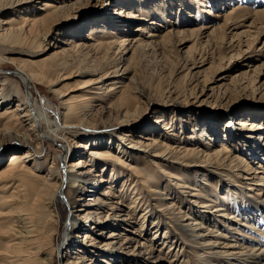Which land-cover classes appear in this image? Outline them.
I'll list each match as a JSON object with an SVG mask.
<instances>
[{
  "label": "rangeland",
  "instance_id": "374dc122",
  "mask_svg": "<svg viewBox=\"0 0 264 264\" xmlns=\"http://www.w3.org/2000/svg\"><path fill=\"white\" fill-rule=\"evenodd\" d=\"M5 1L0 0V2ZM25 1L30 2L9 9L6 14L0 15V20L12 18L18 24L24 16L35 18L43 15L45 12L39 9L49 1L55 2L59 7L63 6L64 9H59L55 18L56 22L44 29L40 48L30 47L23 43L0 45V82L5 77L14 78L18 67H23L26 71H34L49 79V82L53 84L52 87L46 83L37 84L30 86V91L35 102L38 103L37 107L48 113L59 124L63 122L66 111L60 104L61 99H59L58 93L69 94L68 98H70L81 94L83 90H78V88L85 85H91L90 89L91 87L104 88L107 84L118 83L125 85L124 91L117 93L110 102L115 105L127 96L131 100V103L125 106L130 110H123V107L122 111L119 108L121 106L115 105V108L108 109V104H94L93 110L96 111L93 115L90 114L91 116L88 117L82 128L78 129V134L76 136L67 135L66 140L62 143L68 151L66 163L62 160L65 157V152L61 151L65 147L61 148L60 142L47 141L46 151L39 158L43 162L46 155H49L46 167L43 170H37L33 167V162L28 164L34 171L33 177L35 178L32 177V180L37 186H42L48 179V169L51 165L53 167L59 165L64 173L70 165L81 162L83 164L78 165L75 169L78 170V173H86L92 167L94 169L90 179L88 178L89 181L83 184L87 191L85 194L82 193L81 188L72 189V192L74 190L81 192L77 197L78 203L75 208L64 201L65 197L60 200L57 210L60 222L57 243H62L70 222L81 223L79 217L87 214L81 209L89 210L92 221L90 220L86 225L88 228L86 227L72 236V244L63 245L60 253L55 257V264H65L68 260L70 262L82 261V256L89 259L93 255V261L99 262L100 259L105 258L110 264H113L114 261H122L124 264H169V262H171L170 264H232L228 258H208L209 250L201 248L203 241L196 240L192 233L181 231L176 223L177 219L186 224L193 222V220L181 221L180 216L185 218V215L203 223L202 225L205 227L202 231L203 234L208 232V230L205 232L206 227L211 230L215 229L214 231L218 230L229 236H236L234 241H237L243 248L247 246L248 249L259 250L262 247L260 250H264V207H261L262 210L257 209L251 203L264 205V186H257V183H260L259 179L261 177L264 179V169L259 168L260 164L264 167V143H261L263 148L255 146L259 140L264 142L262 139V137L264 138V0ZM125 12H141L145 19H127L125 16L128 14H124ZM59 15L62 16L58 17ZM113 15L120 19L113 22ZM117 22L122 24L119 25ZM138 26L139 28H148L147 31L159 35L153 39L156 40L154 47L147 48L138 59H133L132 53L124 55L125 52L121 44H114V49L108 55H105L104 52L101 54L102 52L99 53L90 47L93 42L87 40L93 27L102 39H111L109 43L119 42L118 38L122 36L127 38L140 36L146 40L147 34L137 31ZM204 26L212 27L203 30ZM103 27L117 32L116 35L119 37L115 34L111 37L112 34L109 35V31L104 38L101 33ZM214 29L216 30L213 32ZM77 42L82 44L81 49L84 53L73 50ZM59 61L67 62V66L57 67L56 64ZM103 69L114 72L111 80L104 84H93L99 78L94 74V71ZM96 73L98 74V72ZM24 90L28 93L27 89L24 88ZM100 93L103 94L104 89L100 90ZM44 100H47L48 103L42 104ZM13 101L12 106L17 103V97ZM6 110L7 107L0 106V122H6V120H2V113H5ZM125 112H129L134 117V122L126 128L115 126L114 123L119 121ZM161 118L166 119L165 124L170 127L174 126L175 130L180 131L182 138H175V141L170 138H161L160 135L167 134L169 137L168 133L170 135L172 133L164 129V132H161L162 128L158 129L157 122ZM110 119L114 120L111 121L112 124L108 125L107 121ZM3 123L0 124V129L3 128ZM228 124L232 127L230 131L226 129ZM25 126L27 125L20 124L17 130L25 131L23 129ZM163 127L166 128V125ZM205 130L208 131V137L202 139L201 133ZM125 134H131L134 138L125 137L123 140L122 136ZM188 136H193V138L187 140ZM129 140L142 144L146 142L145 144H150L151 148L155 147L154 150L166 149L174 155H178V152L174 153L177 151L174 149V145L182 143H186L182 145L186 149L193 147L199 155L204 154V156L213 154L222 144H227L233 151V155H240L247 159L252 168L263 174L256 178L255 184H250V181L246 182L242 178L246 176L245 172L237 171L238 169L232 166H227L219 171L210 168L208 170L207 165L210 162H205V159L203 161L204 157L200 159L204 163H197L196 159L192 157L193 155H188L189 157L184 162L190 163V165H176L184 170V175L190 178L197 177L196 183H206L204 184L207 187L205 189L209 188L206 192H202L205 196L201 201L212 206H210L211 208H201L194 203L197 198L191 196L190 189L178 188L175 181L169 179L166 173H172V171L167 170V158H154V156L130 146ZM87 142L95 143L92 147L93 151L110 152L112 156H124L128 164L138 166L140 173L135 174L107 159H99V167L94 166L93 162L96 158L84 152L80 147L82 143ZM20 144L19 141L18 143H2L0 146V157L2 158L0 167L8 164L11 151L21 147ZM134 146H138V144L134 143ZM118 147L123 148L121 153H119ZM26 150H30V148H23L21 151ZM77 160L79 161L75 162ZM106 163L107 167L104 169L103 166ZM111 165L119 167L123 173V175L117 176L114 179V185H111L114 186V191L118 192L116 194L119 195L120 186L124 181H128L130 190L138 188L136 191L142 192L137 195L133 193L134 191L126 192L127 189H125L126 196L131 194L124 198L123 205H119V208H122L124 212L118 211L116 214L127 215L133 222L118 227L115 222H109L113 215V212L109 210L111 208L100 207L99 204H96L102 201L104 197L101 192L110 184L109 181L98 183L99 176H106L107 179L111 177ZM203 173L206 174L205 178L201 177ZM66 179L67 176L64 175V181ZM83 181L84 179H82ZM176 183L179 184V182ZM245 183L250 184L254 191L247 190ZM161 184L167 185V187H160V193L164 195L149 192ZM232 190H236L237 195H234ZM206 194L209 196V200ZM249 194L252 197L248 198ZM2 195L4 194L0 193V197ZM138 196L140 199L137 200V204H134ZM133 197L136 198L133 199ZM167 197H170V200H161L167 199ZM113 200L118 201L119 198L116 197ZM139 202L141 203L139 204ZM172 202L176 209L175 214L168 215L166 211H161L162 204ZM132 206H134L132 210H136V212L129 211ZM216 208L226 210L222 212L223 214L226 212L224 215L234 213L235 219H228L221 216V212H214ZM0 210L2 209L0 208ZM98 213H101L100 218H107L105 225L95 224V221L98 220ZM144 215L146 218H141ZM143 225L145 226L143 227ZM92 226L94 228H91ZM230 226L235 230L229 231H235V234L228 231L227 227ZM113 231L123 232L127 241L131 239L129 242L132 241V246L130 249H124L123 253H118V255H114V253L112 255L102 254L101 251L104 247L100 245L107 241L114 242L106 239ZM135 231L137 234L133 233ZM157 231L159 233H156ZM88 232L100 243L98 244L101 251L97 249L95 254H91L84 247H79L80 245L77 247L74 245L77 241L81 243L83 235ZM100 232L104 234L101 236ZM154 234L158 237L151 242ZM210 237L209 240L212 243L216 242L214 237ZM230 239L224 240L232 242ZM124 241L115 239V242H119L116 248L122 247ZM164 242L166 245L163 246ZM141 244L147 246H141ZM146 249L148 251H144ZM79 250L83 252H78ZM94 250L90 249V251ZM68 251L78 254H73L74 258L70 257L67 260L64 255ZM127 253L131 254L127 255ZM41 257L47 258V255L44 254ZM162 257L167 260L159 261ZM219 260L221 261L219 262ZM87 263L89 264V262ZM255 264H264V258L259 259Z\"/></svg>",
  "mask_w": 264,
  "mask_h": 264
},
{
  "label": "bare ground",
  "instance_id": "6f19581e",
  "mask_svg": "<svg viewBox=\"0 0 264 264\" xmlns=\"http://www.w3.org/2000/svg\"><path fill=\"white\" fill-rule=\"evenodd\" d=\"M27 2L30 1L6 0L5 2H0L1 3L0 15L6 14V12H8L9 9L13 7H19L23 4H26ZM59 9L63 10L64 7L63 6L59 7L58 5H56L55 2L49 1L44 3L43 8L39 9L45 12V14L43 15L37 16L35 18H27L24 16L21 18L18 24L12 18L0 20V45H6V44L19 45L20 43H23L25 45L26 44L30 45V47L40 48L42 45L41 37L44 34L43 31L44 29H46L47 27L49 28L51 25H53L56 22L55 18L59 13ZM124 14H128V16H125V18L127 19H138V18L139 20L145 19L143 17L144 14H142L141 12H136V13L125 12ZM258 14L261 15V13ZM61 16L59 15L58 17ZM118 18H115L113 15L112 16L113 22H116ZM141 22H146V21H141ZM117 24L121 25L122 23L117 22ZM211 27L212 26H204L202 29L206 30L207 28H211ZM94 29L95 28L93 27L92 32L87 37L88 38L87 40L93 42V45H90V47H93L94 50L98 51L99 53L102 52L101 54H103L104 52L105 55H108V53L112 49H114L113 47L114 44L115 45L121 44L125 52L124 55L125 54L129 55L130 53H132L131 57L133 56V59L140 58L139 57L140 54L145 52L147 48L154 47V45L156 44V40L153 39L159 37V35L152 33L151 31H147L148 28L145 27L139 28L138 26V28L136 29L137 31H141L147 34L146 40L144 38L143 39L140 38V36H130L128 38L126 36H122L120 37L121 39L118 38L119 42L114 41L109 43L111 39L110 40L102 39V37H100V35L96 33L97 30ZM215 30L216 29H214L213 32ZM108 32L109 35L112 34L111 37L114 34L115 35L118 34L115 31L108 30V27H103L101 33L103 34L104 38L105 36H107ZM76 44H75L76 47H74L73 50H77L76 52L78 53H84V51L81 49L82 44L78 42ZM85 47L87 48L86 45ZM56 66L59 68H64L67 66V62L59 61L58 64H56ZM94 72H95L94 74L98 75L99 78L93 84L107 83L111 80V77L114 74L113 71L109 72V70L106 71L104 69L100 71L97 70ZM96 72H98V74ZM14 76H15L14 78L5 77L0 82V106L3 108L7 107L6 110L7 114L6 112L2 113L3 115L2 120H6V122L5 123L0 122V124L3 123V128L0 129V146H2V143L4 142H8V143L10 142L18 143V141L21 142V144L19 145L21 147L14 148L13 151H11L12 153L9 158L8 164H5L4 166L0 167V185H1L0 193L4 194L0 197L1 198L0 208L2 209L0 210L1 211L0 212V264H55V257L56 255L58 256V253H60V250L63 248V245L72 244L71 243L73 241L72 236H75L76 233H78V231L84 230L86 229V227L88 228V226L86 225L91 220V213L89 212V210L81 209L82 212H87L86 215L84 214L79 217L81 223H77L75 221L70 222L69 226L65 231L67 234H65V238H63L62 243L61 244L57 243L58 229L60 225L57 210L60 204V200H62L61 198L65 197L64 201L67 202L69 205L73 206V208H75L76 204L78 203L77 197L80 196L81 192L76 190L72 192V189L76 187L81 188L82 193L85 194L87 191L86 189H84L83 184L89 181L88 178L90 179V175H92L94 169L92 167V169L86 173L83 172L78 173V170L76 171L75 169L77 168L78 165L81 166V164H83V162H81L70 165L69 168H67V170H65L64 173L63 172L64 170H62L58 164L57 167H53L51 165L48 169V174H47L48 179L43 183L42 186H37L35 185V182L32 180V177L34 176V171L31 170L28 164L33 162L34 168H36L37 170H43L46 167V164L49 161L50 157L47 154L46 155L47 157L43 162L40 161L39 158L42 156V153L46 151L47 141H56L62 144L66 140L67 135L76 136L79 132L78 129H81L82 125L86 122L88 117L93 115V113L96 111L93 110L95 106L94 104L96 103L108 104V109L115 108L116 106H121L119 108L120 111H122L121 109H123V107H124L123 110H130L129 108L126 109L125 106L129 105L131 103V100L127 96L119 100V102L115 104L116 106L112 102H110L112 101V98L116 96L117 93L124 91L125 85H120L118 83L107 84L104 88L91 87L90 89L89 86L91 85L89 86L85 85L83 87L78 88V90H83L81 94L74 95L70 98H68L69 94L58 93L60 97L59 99H61L60 104L63 107V110L66 111V113H64L63 122L59 124L53 118H51L48 115V113L42 111L39 107H37L38 103L35 102L34 100L35 98L30 91V86H36L37 84L46 83L48 84V86L52 87L53 84L49 82V79L41 76L40 74H37L34 71H26V69H24L23 67H18L16 72L14 73ZM24 88L28 90L27 91L28 93H26ZM102 89H104L103 94L100 93V90ZM119 89H121V91H118ZM16 97L18 101L15 105L12 106L14 102L13 99ZM46 102L48 103L47 100L46 101L44 100L42 104H45ZM113 120L110 119L109 121H107L108 122L107 124L108 125H110L109 123L112 124ZM133 122H134V117L130 115L129 112H125L124 115L119 119V121H117L114 124L117 127L122 126L123 128L124 127L126 128L127 126H131ZM165 122L166 119L161 118L159 122H157L158 129L162 128L161 132H164V130L165 131L168 130L169 132L172 133L170 135L167 132L169 137H167V134L165 135L162 134L163 136L160 135L161 138L163 137L166 139L170 138L172 141H175V138H182L180 131L178 132L177 130L174 129L175 128L174 126L170 127L167 124H165ZM20 124L27 125L23 128L25 129V131L17 130V127ZM163 125H166V128L163 127ZM231 128L232 127L230 124L226 126V129H228L229 131L231 130ZM207 132L208 131L205 130L201 133L202 139L208 137ZM125 137L131 139L134 138L133 135L131 134H125L124 136H122V139L125 140ZM192 138L193 136H188L187 140H191ZM122 139L120 140L124 142ZM262 139L264 138L262 137ZM126 141L128 140L126 139ZM129 141H130L129 142L130 146H132L133 148L134 147L138 148L140 151H144L145 153L154 156V158H159V157L167 158L168 161L167 170H171L172 173H166L165 170L163 171L167 174L170 180L175 181V185L178 188L190 189L192 191L191 196L197 198L194 203L198 204L201 208L212 206L209 205L208 203H205L204 201L203 202L201 201L205 196V195L203 196L202 192H206V190H208L209 188L205 189L207 188L206 185H204L206 183H199V184L198 182L196 183L197 177L190 178L184 175L183 174L184 170L181 167H179V165H176V164L190 165V163L184 162V160L187 157H189L188 155H193L192 157L196 159L195 161L197 163L198 162L204 163L202 162V160L204 161V159L205 162L207 163L210 162L207 165L208 170L210 168L213 170L217 169L219 171L227 166H232L233 168L238 169L237 171L245 172L247 174L245 177L242 178L246 182L250 181L249 182L250 184L254 183V181H256V178H259L260 174H263L262 172H259L256 169L252 168L247 159L242 158V156L240 155H233V151L227 144H222L221 147L217 149V151L214 152L213 154H207L204 156V154L199 155L197 150L194 149L193 147H189L186 149L184 146H182L186 143L174 145L175 147L174 149L177 150L174 153L178 152V155H174L173 153H171L166 149L154 150L155 147L151 148L150 144H145L146 142L142 144L141 142H135L131 140ZM183 142H187V141H183ZM134 143L138 144V146H134ZM261 143L264 142L259 140V143L257 141L255 146L263 148ZM94 144H95L94 142H87V143H82L80 146L84 152H87L88 154H91V156L96 158L95 162H93L94 166L99 167L98 166L99 159H103V160L107 159L117 163V165L124 167L131 172H134L135 174L140 173V169L138 168V166L135 167L131 164H128L125 161L124 156L121 155L112 156L110 152L93 151L92 147L94 146ZM62 147L65 146L62 144L61 148ZM119 147H118V149H120L119 153H121L123 148H119ZM23 148H30V150L21 151L23 150ZM61 151L65 152L64 155L65 157L62 160H64V162L66 163L68 159V151L66 150V147ZM202 157L204 158L202 159ZM200 159L202 160L200 161ZM1 160L2 158L0 157V164H1ZM78 161L79 160L75 162ZM238 164L241 165L242 167H240ZM106 167H107V163L103 166V168L105 169ZM111 167H112L110 170L111 177L107 179L106 176H99L100 180L98 181V183L109 181L110 184L101 192V195L104 197L102 201L96 204H99L100 207L102 206V207L111 208L109 210L113 212V215H111V220L109 222H115L116 227L121 225H128L133 221L127 215H123V214L120 215V213L124 211H122V208H119V205L124 204L123 201L124 198L129 197L131 194V193L127 194L126 196V194H124L125 189H127L126 192L134 191L133 193L137 195L142 194V192L141 190H140L141 193L137 192L136 190L138 188H133L134 190H130L129 188L130 184L128 185V181H124L123 184L120 186L121 188V190H119L120 196L116 194L118 192H115L113 189L114 186L112 187L111 185H114V179H116L117 176L119 175H123V173L121 172V169L119 167H115L114 165L113 166L111 165ZM259 168L264 169L263 165L261 164L259 165ZM64 175L67 176L66 181H64ZM202 176L205 178L206 174L203 173L201 174V177ZM82 179H84L83 181L84 183L82 182ZM145 179L150 180L148 178ZM259 180L260 183H257V186L259 187L264 186V179L261 177ZM176 182H179V184H177ZM190 182H194L196 184L193 185ZM202 184L204 185L203 187L201 186ZM245 184L247 190L254 191V189L250 187V184L248 183ZM162 186L167 187V185L165 184L157 185L156 188H152L151 191L149 192L158 193L159 195H164L160 193V187ZM64 188H66L65 191H63ZM232 192H234V195H237L236 190L235 191L232 190ZM247 196L248 198L252 197L250 194ZM116 197L119 198L118 201L113 200ZM208 197L209 196L207 195V199ZM135 198L136 197H133V199ZM96 199L100 200L99 198ZM138 199H140L139 196L138 198L135 199L134 204H137ZM161 200H170V197ZM143 202L145 204L144 200ZM140 203L141 202H139V204ZM251 203L254 204L257 209L262 210L261 207H264V205L261 203H257V204L255 202H251ZM161 206H162L161 211L163 212L166 211L168 215L175 214L176 209L173 202L168 204L165 203L162 204ZM133 208L134 206L130 207L129 211H133L132 210ZM118 211L120 213L116 214ZM223 211L226 210H224L223 208L222 209L216 208L214 212L222 213ZM133 212H136V210H134ZM224 214H226V212H224ZM224 214L222 213L221 216L228 219H235L236 216V215L233 216L234 213L232 215L229 214L224 215ZM100 216L101 213H98V220L95 221V224L105 225L107 223L106 220L107 218L106 217L100 218ZM123 216H127V217H123ZM180 217L182 219L181 221L193 220V222H188L186 224V223H181L179 221L180 219L179 220L177 219L176 223L180 227L181 231L188 234L192 233V236L196 238V240L200 239L203 241L201 243V248L202 250L203 249H206V251L209 250V252L207 253L208 258H212V257H215L217 259L228 258L230 261H232V264L235 263L255 264L258 262L259 259L264 258V250H260L262 247L259 248L258 246H256L259 248V250H257L256 248L248 249L247 246H246L247 248L246 247L243 248L242 246L239 245L237 241H234V237L236 236L234 235L229 236L228 234L221 233L218 230L214 231L215 229L213 230L207 229V227L205 229V232H207L206 230H208L207 234H203L202 231L205 228L202 225L203 223H200L199 221H195L194 218L188 215H185V218L184 216H180ZM141 218H146V215L142 216ZM144 226L145 225H143V227ZM91 228H94V226H92ZM227 228L228 231L235 230L231 228V226ZM116 231L109 233V236L106 237L107 240H111L114 242L107 241L104 244L100 245L104 247L102 250L103 252L100 250V246H99L100 243L96 241V239H94V237L90 234V232L83 235V240L81 241V243L77 241L76 243H74V245H76V247L79 245H80L79 247H84L85 250H88L91 254H95L94 252H97V249H99L101 253L105 255L106 254L112 255L113 253L114 255H118V253H123L122 251H124V249L125 250L130 249V247L132 246V241L129 242V240L131 239L127 241L126 240L127 238L125 237L123 232L118 233ZM229 232L234 233L235 231H229ZM133 233L137 234L136 231ZM156 233H159V231H157ZM100 234L102 236L104 233L100 232ZM210 236L214 237L216 239V242L212 243V241L209 240L211 238ZM157 237L158 235L156 236L154 234L153 240H151V242L156 240ZM115 239H117L118 241L125 240L123 242V246L116 248L119 242H115ZM222 239L223 240L230 239L232 240V242L231 241L227 242L225 240L220 241ZM196 243L199 242L196 241ZM164 245H166L165 242L163 246ZM141 246H147V245L141 244ZM91 248L95 250L90 251ZM144 251H148V250L146 249ZM78 252L82 253L83 251L79 250ZM44 254L47 255V258L41 257V255ZM73 254H78V253H72L71 251L70 252L68 251L66 255H64V257L66 259L70 257L74 258ZM128 254L131 253H127V255ZM93 256L89 259L87 257L82 256L81 258L82 261L77 260V262H70L67 259L68 262L65 264H86L87 262H89V264H110L105 258L100 259L99 262L95 260L93 261L94 258ZM163 260H167V259L164 257L159 259V261H163ZM221 260H219V262ZM170 263L171 262H169V264ZM113 264H124V263L122 261H114Z\"/></svg>",
  "mask_w": 264,
  "mask_h": 264
}]
</instances>
